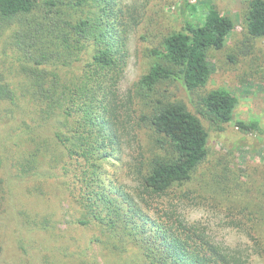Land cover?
Masks as SVG:
<instances>
[{
  "label": "trees",
  "instance_id": "16d2710c",
  "mask_svg": "<svg viewBox=\"0 0 264 264\" xmlns=\"http://www.w3.org/2000/svg\"><path fill=\"white\" fill-rule=\"evenodd\" d=\"M148 1L0 0V216L38 264H88L82 253L53 252L62 224L100 232L91 241L127 264H250L252 254L264 263V187L219 163L190 188L208 132L170 94L178 86L197 95V112L219 129L232 120L235 95L201 88L213 70L208 52L224 47L234 22L209 5L202 23L185 16L181 29L160 32L156 60L123 97L127 30ZM242 23L248 36H264V0L248 1ZM235 123L261 130L254 120ZM131 131L137 140L144 133L147 149L133 158L134 194L104 179V163ZM198 197L215 200L250 250L214 241L174 202Z\"/></svg>",
  "mask_w": 264,
  "mask_h": 264
},
{
  "label": "rangeland",
  "instance_id": "374dc122",
  "mask_svg": "<svg viewBox=\"0 0 264 264\" xmlns=\"http://www.w3.org/2000/svg\"><path fill=\"white\" fill-rule=\"evenodd\" d=\"M136 1L143 0H124V3ZM248 1L187 0L188 4L183 6L184 0H149L140 12L142 21L127 30V63L118 85L119 94L123 97L156 60L152 50L158 48L160 32L167 29H181L185 16L192 22L202 23L209 5H213L220 14L229 16L234 22V28L226 38L224 47L208 52V60L213 70L206 84L201 88V92H205L223 87L235 95L237 104L233 109L232 120L222 124V129L217 128L197 112L199 106L197 95L178 86L170 88L171 97L184 102L188 109L200 118L208 132L207 158L197 169L193 182L188 185L190 188L196 186L197 181L201 179L200 175L210 168L212 170L216 169V166L221 168L219 163L234 169L244 168L243 177L247 178V174L250 173L256 178L254 187H264L258 173L264 170V36L251 37L245 32L242 18ZM236 120L257 121L261 130L241 131L236 126ZM132 132L124 136V144L118 152V158L104 163L106 171L104 179L134 194L136 182L133 167L131 168L133 158L138 152L147 149L144 133H141L137 140ZM214 201L210 197L207 199L198 197L194 199V203L178 202L174 199L178 211L188 220L204 225L214 241L250 250L251 244L248 238L227 224L225 212ZM68 204L69 199L64 197L61 205L66 211ZM148 212L153 214L149 210ZM3 217L0 216V264H38L34 260H26L21 254L16 241L20 234L14 229L12 222L6 221ZM60 228L65 237L54 247L53 252L56 256H61L63 251L66 255L72 251L74 255L84 254L88 264H127L118 254L104 249L100 242L91 241L97 234L92 229H80L66 224H62ZM99 234L100 232L97 235ZM53 246L54 243L50 247ZM68 264L79 263L73 260ZM250 264L264 263L258 256L252 254Z\"/></svg>",
  "mask_w": 264,
  "mask_h": 264
}]
</instances>
